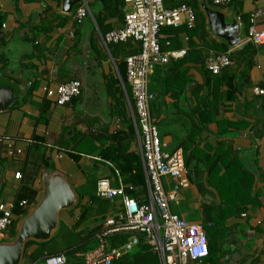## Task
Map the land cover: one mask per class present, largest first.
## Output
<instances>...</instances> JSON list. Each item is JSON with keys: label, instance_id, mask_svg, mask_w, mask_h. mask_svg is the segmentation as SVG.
Instances as JSON below:
<instances>
[{"label": "crops", "instance_id": "0c3cea01", "mask_svg": "<svg viewBox=\"0 0 264 264\" xmlns=\"http://www.w3.org/2000/svg\"><path fill=\"white\" fill-rule=\"evenodd\" d=\"M179 1L183 0H166L165 5L171 7ZM201 2L197 0L200 10ZM205 2L221 11L227 21L235 20L238 24L240 42L228 49L231 64L218 74L211 73L205 67V58L219 53L195 41L193 50L181 58L154 67L149 80V89L151 86L155 94L151 112L166 151L181 149L185 155H196L194 160L198 164L186 167L189 184L179 190L177 205L181 210L177 214L188 222H206L204 227L211 250L204 264H264V98L252 90L254 86L264 87V45L246 40L251 11H262L257 29H264V0H236L224 7H214L210 0ZM62 5L63 0H0V83L11 87L14 97L12 106L0 111V134L22 140L33 138L38 142L33 150L25 148L12 159L4 156L0 160V200L13 201L16 191L26 187L27 182L37 189L46 171L45 160H52L56 154L52 147L59 146L60 138L68 140L69 162L81 171L76 177L68 176V183L76 190L78 187L79 197L75 206L59 212V223L62 221L66 226L56 239V245L59 242L61 247L87 239L91 230L96 234L104 219L118 207L117 200L107 201L106 207L89 200V196L95 195L98 179L108 178L114 186L122 180L115 164L98 154L115 146L109 136L118 134V139L123 140L119 142V153L139 155L134 125L130 120L134 136L128 137V125L120 114L121 102L126 110L124 92L121 88L123 98L120 99V94L111 87L110 79L116 78L115 69L108 50L100 41V34L123 26L127 6L122 0H91V17L77 23L73 9L65 13ZM94 16L101 20L99 27ZM173 31L176 32L166 30L167 34L161 37L168 40L167 37H172L168 34ZM184 33L183 30L178 32L180 49L188 50ZM209 35L222 43L210 32ZM71 79L83 82L79 97L57 106L45 96L44 85L54 87ZM45 99L49 105L41 117L40 106ZM80 133L91 136L89 148L93 151L91 155L75 159L71 137ZM10 142L1 141L0 151H6ZM218 154L224 161L235 158L248 176H252L249 192L247 188L244 190L249 202L243 205L241 212L221 218L219 225L214 217L221 215L218 209L222 206L221 200L217 190L208 184L207 171L200 161L205 155L216 157ZM23 167L27 169L24 179L14 181L12 171ZM81 168L90 169L94 174L91 180L85 181ZM36 171L39 176L31 183L30 177ZM162 182L165 189L176 183L167 177ZM135 186L134 194L142 199L144 186ZM84 209L89 213L74 225ZM82 259L83 255L75 253L70 262ZM37 264H43V260Z\"/></svg>", "mask_w": 264, "mask_h": 264}, {"label": "built area", "instance_id": "2783aa9c", "mask_svg": "<svg viewBox=\"0 0 264 264\" xmlns=\"http://www.w3.org/2000/svg\"><path fill=\"white\" fill-rule=\"evenodd\" d=\"M90 1L79 0L75 4L73 8L75 22L81 23L87 17H91ZM122 1L127 6L123 26L104 35L100 34V41L106 49L109 43L125 42L128 39L140 43V50L127 55L123 60L130 97L120 78L116 63L111 59L115 75L125 95L127 114L135 128L134 141L138 146L143 166L145 193L140 196L142 199H139L134 194L136 190L134 184L121 180L118 186H114L108 178L96 181L95 196L109 203L117 200L119 204L104 219L96 233L97 245L83 255L82 264H111L113 259L120 255L118 249L110 248L108 243L109 237L116 233L128 234L129 241L138 235L144 237L145 242L158 256L160 264H204L209 250L203 224L188 222L170 208L171 203H178L179 190L189 184L185 175V158L181 149L173 151L164 149L157 120L151 113V103L155 94L149 90V79L154 67L181 58L186 52L185 49L163 50L159 43L160 29L165 26L181 25L190 29L195 24V12L187 2L169 7L165 5L166 0ZM210 2L214 7H224L230 0ZM262 14L260 9H255L248 16L246 40L254 45H264V29H257V21ZM204 64L211 73L218 74L222 68L231 64L229 50L208 55ZM82 87L83 82L80 79H71L54 87L44 85L42 90L55 105L63 106L72 98L79 96ZM252 90L255 95L264 98V87L254 86ZM52 148L56 151V158L62 157L60 152H67L59 146ZM22 151V146H15L10 142L6 145V151H0V160L4 156L11 157L14 152L18 155ZM11 176L16 180L22 178L19 169L12 171ZM165 177L176 181L170 189L163 186L162 180ZM32 205L25 199L18 202V206L27 211ZM12 207V202L0 200V241L7 237L13 218ZM43 264H68V259L62 253L46 255Z\"/></svg>", "mask_w": 264, "mask_h": 264}, {"label": "trees", "instance_id": "16d2710c", "mask_svg": "<svg viewBox=\"0 0 264 264\" xmlns=\"http://www.w3.org/2000/svg\"><path fill=\"white\" fill-rule=\"evenodd\" d=\"M235 2L234 0H230L229 4ZM181 2H187V4L191 5L195 12V24L192 28H187L184 25L178 26V27H172V26H165L160 29L159 32V43L161 48L164 49H180L182 48L181 41L179 40V34L178 32L184 31V37L185 43L189 49L186 50L185 54L188 53V51L193 50V45H195V41H198L202 46H204L207 50H212L215 52L224 53L229 49V46L222 41V43L212 39L209 35L206 20L204 17V14L202 10H200L197 0H188V1H179L173 6H176L180 4ZM94 21L97 24V26H100L101 20L98 16H94ZM175 30L170 35L172 37H167L168 40H164L161 37V34H167L166 30ZM105 33H102L104 35ZM168 43V44H167ZM172 47V48H171ZM191 48V49H190ZM107 50L111 56V58L116 63L120 78L122 82L125 85L126 91L130 97L129 93V87L126 83V76H125V64L123 62L124 58L127 55L135 54L140 50V43L138 41H135L134 39H128L125 42H118V43H109L107 46ZM189 51V52H190ZM1 64V63H0ZM150 80V79H149ZM111 87H114L115 91L120 94L123 98V93L121 91V86L119 84L118 78H111L110 79ZM150 90V89H149ZM151 91V90H150ZM152 92V91H151ZM81 95V94H80ZM79 95V96H80ZM77 96V97H79ZM75 98V97H74ZM73 99V98H72ZM70 100V102L72 101ZM69 103V102H68ZM67 104V103H66ZM49 105L48 101L45 99L43 103L40 106V116L43 117L45 115V109ZM122 110L120 111V114L125 117V122L128 125V137L134 136V130L132 127V123L129 119V117L126 114L125 107H123V102H121ZM152 105V103H151ZM152 108V107H151ZM152 113V112H151ZM153 114V113H152ZM154 115V114H153ZM207 121L209 119H206ZM212 120V119H210ZM89 138V140H85V138ZM111 140L115 142V146L103 149L99 151V157L103 160L111 162V164H115V168L120 172L122 176V181L124 183H130L137 186H144L145 185V177H144V171L143 166L141 162V158L136 153H119V142L123 141L118 139V134L110 135L109 136ZM74 142V146L72 147V150L77 151L75 156V159L79 158L81 153H84L87 144H89V141L91 140V136L87 135L85 133H80L76 137L73 135L71 137ZM95 139H98V135L94 136ZM11 141L13 145H18L17 143H20V146L33 150L35 148L36 144H38L37 140L31 138V139H19V137H14L9 134H0V142L1 141ZM36 141V142H35ZM57 145L59 147L67 150L68 148V140L65 138H60L59 141H57ZM91 142V141H90ZM87 149V148H86ZM83 150V151H82ZM89 152H92V147H88ZM23 152V151H22ZM72 152V151H70ZM21 154V153H20ZM19 155V154H18ZM91 155V154H89ZM17 156V154L14 152V154L9 158H14ZM194 156H196L194 153L191 154H184L185 158V166L187 168H192L194 165L198 164L197 160H194ZM204 164V168L207 171V182L208 184L217 190V193L220 197L221 205L218 207L219 211H221L220 217L215 218V221L217 224H222L221 218H226L229 215H234L236 213H239L243 210V205L249 202L248 199V193H245L246 191L249 192L252 176L251 174L248 176L245 169H243L239 163L233 158L232 160L224 161L221 158V155L218 154L216 157H211V155H205V157L201 158L200 160ZM50 161L45 160L44 167L49 165ZM39 165V164H38ZM223 169V172L221 173ZM22 178L21 179H14L16 182H21L24 179V174L26 173V168L19 169ZM29 170V169H28ZM39 176V172H35L30 177V181L35 179V177ZM247 178V182L245 181V178ZM29 182L25 184L26 187H21L18 191H16L15 199L12 202V215L13 218L11 220V224L8 228L7 237L3 241H10L17 233V227L18 223L21 218H23L29 211L23 210L18 206V202L20 200H27L29 204H35L36 201L39 198V190L38 188H33L32 184L29 185ZM238 186V187H237ZM90 202H96L98 203V206L100 207H106L107 201L103 199L97 198L95 195L89 196ZM89 213V210L84 209V211L80 214L78 220L74 223V225L77 226L81 222L82 219H85L87 214ZM214 218H212L214 220ZM211 219V220H212ZM206 223V222H205ZM204 223V224H205ZM203 224V223H202ZM203 224V226H204ZM72 225L74 228L75 226ZM57 232L54 234V236L46 242H37L33 240L26 241L23 248L22 253V261H31L33 264H37L46 255H52V254H64L67 258H72L75 253H80L81 255H84L87 251L93 249L97 245V238L96 234H94L93 230L90 231V237L87 239H81L75 244L72 245H64L60 246L61 244L56 245V239L59 236V233H61L66 227L62 221H60L58 226ZM205 228V227H204ZM99 230V229H98ZM97 230V231H98ZM96 231V232H97ZM206 235L207 231L205 229ZM68 233V232H65ZM69 236V234H66V237ZM130 236L125 233H116L109 237L108 243L110 248H120L124 245H126L129 241ZM136 250L133 253H130V250L124 254H120L118 257L113 259L111 264H160L158 256L156 253H154L150 246L145 242V239L142 237H136ZM208 240V256L210 254V239L207 236ZM52 243L56 246H52ZM134 245V246H135Z\"/></svg>", "mask_w": 264, "mask_h": 264}, {"label": "water", "instance_id": "95a60500", "mask_svg": "<svg viewBox=\"0 0 264 264\" xmlns=\"http://www.w3.org/2000/svg\"><path fill=\"white\" fill-rule=\"evenodd\" d=\"M79 0H63L62 9L70 13ZM201 9L205 14L209 32L222 40L229 47L240 42L238 24L235 20L227 21L224 14L209 7L205 0H201ZM13 90L0 83V111L10 108L13 104ZM190 173V170L187 171ZM2 183L0 168V185ZM40 199L29 212L20 219L14 240L0 242V264H20L26 241H49L56 231L59 223V212L75 206L78 194L68 183L66 177L55 170V163H49V169L41 176ZM136 244V238L118 249L124 254ZM68 264H82V261Z\"/></svg>", "mask_w": 264, "mask_h": 264}, {"label": "rangeland", "instance_id": "374dc122", "mask_svg": "<svg viewBox=\"0 0 264 264\" xmlns=\"http://www.w3.org/2000/svg\"><path fill=\"white\" fill-rule=\"evenodd\" d=\"M152 88H151V86H150V90H151ZM85 140H89V138H85ZM91 141V140H90ZM89 141V144H87V146H86V148H85V150L83 151L84 153H81V155H84V154H89L90 152H89V150H88V147L91 145V142ZM73 152H75V153H77V151H73ZM60 154H61V156H62V158L60 159V160H58L57 158H55V154L52 156V160H50L51 162H53V163H55V165H56V169L55 170H59V172L60 173H62L65 177H66V179L67 180H70V178H68V176H74V177H76L77 175H78V173H80V171H78L76 168H74L71 164H70V162H69V159H68V154L66 153V152H60ZM61 163V169H59V164ZM49 169V167H48V165L46 166V170H48ZM81 169H83L84 170V172H82V175H83V178H85V181H86V179H89V180H91L92 179V176L94 175L91 171H90V169L88 168V169H84V168H81ZM82 187V186H81ZM75 189V188H74ZM38 190L40 191L39 193V198H38V200L40 199V195H41V190H42V185H41V183L39 184V186H38ZM75 191H76V193L78 194V191H79V189H78V187H77V190L75 189ZM37 200V201H38ZM37 201H36V203H37ZM35 203V204H36ZM35 204H33L32 205V207H31V209L33 208V206L35 205ZM170 207H172L171 209H172V211L173 212H175V213H177L178 211H180L181 210V206L180 205H177V204H175V203H171L170 204ZM30 209V210H31ZM179 215V214H178ZM180 216V215H179ZM138 237H142V236H139L138 235ZM14 238H15V236L11 239L12 241L14 240ZM142 238H144V237H142ZM10 240V241H11ZM0 242H3V241H0ZM136 250V245L135 246H133L132 248H131V250H130V253H133L134 251ZM68 259V263L70 262V260H71V258H67Z\"/></svg>", "mask_w": 264, "mask_h": 264}, {"label": "clouds", "instance_id": "9594fccd", "mask_svg": "<svg viewBox=\"0 0 264 264\" xmlns=\"http://www.w3.org/2000/svg\"><path fill=\"white\" fill-rule=\"evenodd\" d=\"M136 241H137V238H136ZM119 249V248H118Z\"/></svg>", "mask_w": 264, "mask_h": 264}]
</instances>
